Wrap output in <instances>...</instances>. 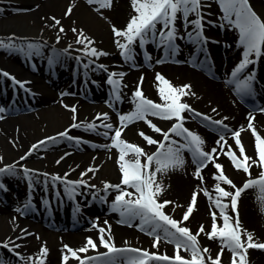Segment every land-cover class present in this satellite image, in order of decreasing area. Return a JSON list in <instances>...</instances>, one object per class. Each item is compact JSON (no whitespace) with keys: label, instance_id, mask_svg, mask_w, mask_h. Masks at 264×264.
<instances>
[{"label":"bare ground","instance_id":"obj_1","mask_svg":"<svg viewBox=\"0 0 264 264\" xmlns=\"http://www.w3.org/2000/svg\"><path fill=\"white\" fill-rule=\"evenodd\" d=\"M254 1V6L257 8L256 11L264 18V0ZM14 2V0H0L1 8L5 9L3 12H0V36L15 34L14 38L19 41H26L25 43L27 41H43L48 47L50 45L61 49L72 45L68 51L74 52L77 50L73 47L72 43H74L78 32H74L72 29H83L85 35H90L91 38H94L97 49H104L109 53L106 56H100L98 62L106 65L110 71L126 73L123 77L121 91V95L124 97L123 102H116V107L120 111L126 112L133 107L130 94L142 75L144 76L142 84L144 94L154 101L162 102L157 89L159 82L155 80V74L160 72L173 85L191 84V90L195 95L184 96L182 100L190 103L193 108L201 113H206L213 119L224 120V123L229 125L231 130L242 127L241 138L242 143L245 145L246 153L253 158H257L255 155V137L252 135L251 130L247 128L248 113L253 111V106L242 103L238 96L234 94L233 89L230 92L226 86L230 87V84L226 81L232 68L241 58L242 51L237 46L236 40L234 41L233 30L230 27L224 30L221 26L222 30L219 29L217 31L216 38H212L214 36L208 37L215 68L221 71L214 79H209L191 68L199 59L189 51V49L195 48V44L187 38L178 39L177 41L180 45V50L172 58L173 61H177L176 63L171 60L165 63H156V60L161 57V51L156 50L158 48L154 44L148 45L145 49V51L151 53L152 59L150 63L145 61V55L141 54L142 52L138 43L135 45V64L139 66L133 67L132 61H125L123 59L120 55V50L115 44V40L112 38L114 36L112 25H116L119 28L126 26L128 19L133 14L131 0H112L111 7H101L99 3L89 4L88 0H19L18 3ZM203 3L206 6L210 5V7L203 9L206 17L205 20L210 19L212 22H217L214 19L216 18V14L221 10L217 0H203ZM69 5H72L71 12L65 15ZM11 6L15 9L11 8L9 10ZM99 9H105L108 12L105 16L109 20L101 15ZM52 17L60 20L65 31L57 32L58 29L52 27L55 24L51 21ZM177 24L179 25V30L183 32L182 19L178 20ZM189 28H191V25H189ZM57 34L63 38L59 42L56 41ZM186 36L187 33H185ZM202 50L205 49L202 48ZM13 52L14 50L0 49V70L11 72L17 79L26 81V87L31 89L32 93L31 100L28 96L14 95L10 89H7L6 96L0 93V107H4L6 110L10 107L20 109L19 112L8 113L9 115L6 111L5 115L0 113L4 117L0 119V155L3 156V161L0 163L7 164L18 160L31 144L66 128L72 122V113L69 108L64 106L65 104H75L77 106L78 119L81 121L92 120L97 112H108L112 118V113L108 105L106 106L107 93L93 89L88 93L82 89L83 84L79 86L77 80H73L72 74L64 72V70L55 78H51L46 70L38 66L39 62H37V66H31L26 63L25 58H20V61L17 59V63L13 64V61L9 58ZM1 55H6V57L4 58ZM75 55L80 56V54ZM40 59L42 60L41 55H39L38 61ZM253 64H250L245 72L250 71ZM257 71V80L260 82L259 86L255 85V88L260 90L263 87L264 89V63L259 66ZM91 73L92 77L106 79L105 74L101 70H95ZM62 93L65 94L62 95ZM261 95H264V92ZM260 97L263 99L259 101L260 103L255 104L256 107H264V97ZM213 108L216 109L215 112L212 111ZM185 115H189V113L185 112ZM194 118L191 117L186 120V126L198 132L206 141L205 149L211 150L218 138L205 130L203 128L205 125L202 126ZM150 119L165 129L171 123V121L158 117H150ZM112 121L118 124V116L115 115ZM253 123L257 131L261 135H264V112L257 111ZM140 129L154 136L156 139L162 138L160 133L154 132L144 121H136L129 124L124 133H122V136L130 142L135 140V143L140 144L148 151H154L156 145H148L140 137L134 138L136 132ZM100 131H103V129L101 128ZM69 132L72 135L84 137L85 142L73 148V143H65L63 140L55 144L44 141V147L37 146L35 151L24 161H19V163L26 164L30 169H41L42 172L48 173L55 172L61 176L67 172L69 179L80 178L79 173L90 164L95 163L101 165V167L94 176L92 173H88L91 177L89 184H96L97 187L102 189V182L104 180L118 183L121 176L116 162L118 151L115 148L111 149V151L98 147L93 148L92 143L86 140L92 139L97 143H110V141L102 139L103 136L99 137L98 133H95L98 137H94L93 133L82 128H72L69 129ZM227 138L229 143L232 144L233 138L230 132L227 133ZM176 139H179V137ZM24 142H26V145ZM23 145L25 149L18 152L17 150L21 149ZM66 152L70 154L65 156ZM34 153H36L37 158L30 160ZM185 153H188V151L184 152L186 163L182 168L177 167L169 170L167 173L161 172L158 174L157 179L162 180L165 186V190L160 198L173 202L169 205L180 203L186 197L188 198L187 202H189L192 193L198 191L197 206L194 207L195 212L193 213L195 223L193 224H196V226L204 224L205 228L210 230L212 221L210 212L212 209L209 206L207 197L202 191H199L197 186L203 187L207 185L211 188V185L214 183L211 176L214 167L209 164L203 170L205 181L202 184L194 176L196 165L187 158ZM44 155H47L46 160L42 159ZM61 156L64 159L57 163L56 161ZM94 157L95 160L93 159ZM219 160L223 163L226 174L231 176L234 182H238L239 186L248 178L245 173H237L238 171H235V169L234 171L232 170L230 159L226 155H220ZM70 168L72 171H69ZM251 170V172L258 170V173L254 174L256 176L259 175L260 169L256 165H253ZM42 172L38 173V175L44 181ZM3 179L6 187H8V191L0 193V197L2 196L4 200L3 204L0 203V241L8 240L12 244H21L19 252L25 257L32 256L38 258L43 256L44 264H65L63 256L67 252V249L63 248L64 244L78 249L86 242V237H92L98 243L99 229L93 227L91 224L87 225L88 223L85 221L81 225L82 229L78 233L72 234L67 231L66 233L54 232L44 224L45 222L47 224L45 218L50 214V216L55 217L59 222H65L64 227L67 230L66 213L69 212V215L74 219H79L83 209L92 213L102 212V214H105L103 217H99V225L107 228L108 225L105 224V220L109 222L112 239L117 246H122L127 242L128 245L133 247L147 248L149 251H156L161 254L166 253L169 256L176 254L175 250H171L166 242L161 241L158 247H153L154 238L150 237L149 234L141 231L138 227L135 229L119 223V213L109 211L110 202L114 199V192L108 196L109 203L101 206L95 204L96 200H93L91 195H77L75 199H70L64 193L63 184L57 182V185L53 187L51 179H49L47 188L44 186V183H39V179H37L34 182V187L22 192L15 190V176L10 177L5 175ZM57 190L61 194L59 199L56 196ZM90 191H95V189H91ZM53 194H55L54 199L51 197ZM240 197L242 204L239 219L242 225L244 228L253 231L255 235L264 236V199L260 198L261 193L257 188L250 187ZM29 198L32 200V207L27 210H21L23 214L17 212L18 206L21 205L20 209H23L24 204ZM45 201H48V203L46 204ZM77 203L81 206L79 212L75 210ZM88 203L89 210L85 208ZM230 214L235 216V213ZM220 220L218 217V223ZM135 221L139 224V220ZM21 229L28 234L22 233ZM41 246H46L49 251L46 254H41ZM204 246L209 247L210 254L213 257L218 254L221 248V246H217L216 242H213V239L209 238L208 241H205L201 245L202 248ZM1 247L3 246L1 245ZM105 251L106 249L101 245L96 249L90 248L87 253H79V255L92 256L97 252ZM181 255L190 257V253L184 250H181ZM0 256L8 257L9 261L7 264L17 259L16 257L12 258V255L5 249H0ZM231 256L232 253L225 248L221 258L222 264H231ZM248 260L251 264H264V250L255 252L249 249ZM28 264H33V261H28ZM36 264H39L38 259L36 260ZM66 264H78V261L69 256Z\"/></svg>","mask_w":264,"mask_h":264},{"label":"snow or ice","instance_id":"obj_2","mask_svg":"<svg viewBox=\"0 0 264 264\" xmlns=\"http://www.w3.org/2000/svg\"><path fill=\"white\" fill-rule=\"evenodd\" d=\"M222 16L220 17L221 25L231 27L238 32L236 44L242 49L241 58L232 68L227 83L234 85L235 94L244 102L252 105L256 96V69L253 67L246 74L245 70L250 64L256 62L261 55H264V18L261 17L250 4V0H217ZM89 4L99 3L101 7H111L112 0H88ZM206 6L203 0H131V8L133 14L128 19L126 26L119 28L112 25L113 35L116 37L115 44L120 50V55L125 61H132L135 64L136 48L138 43L141 49H144L149 43L160 48L164 55L156 60V63H165L176 56L180 50L178 39L187 38L200 49L204 48L208 37L204 35L203 28L205 15L203 9ZM72 5L68 6L65 15L71 12ZM5 9L0 8V12ZM192 16L190 19L189 17ZM55 24L52 27H59V31H65L60 20L56 17L52 18ZM183 21L184 31L179 30L178 20ZM189 25H192L189 28ZM78 32L75 39L76 44H83L78 51L80 56L75 59L83 63L85 76H87L90 65L96 64V70L108 71L107 83L111 85V99L108 101L118 116V124L112 121L108 112H97L90 121H81L78 119V110L75 104H65L72 113L71 123L62 131L54 133L52 136H45L41 140H37L31 144L27 151L21 155L18 160L11 163H0V177L23 175L28 179V187H34V173H41V169H30L24 161L37 146L44 147V141L55 144L62 140L74 142L73 148L78 147L85 142L84 137L72 135L69 129L82 128L90 133H99L110 143H92L93 148H102L108 151L115 148L118 151L117 164L121 173L118 183L104 180L103 188L97 187L96 184H89L91 177L88 173L96 175L101 165L95 163L90 164L86 169L79 173L78 179H69L68 173L63 176L58 173L42 172L44 177V186L47 188L49 177L53 187L57 182L63 184L64 193L70 199H75L77 195H91L93 200H99L101 203H109L108 196L114 192V199L109 205L110 212H117L120 215L119 223L129 224L140 228L141 231L151 235L153 239V247H158L160 242L166 241L175 245L176 254L169 256L166 253L161 254L156 251H149L147 248H139L128 245L125 242L122 246H117L111 235V225L107 220L105 224L107 228L100 226L94 222L93 227L99 229L98 243L92 237H86V242L78 249L64 244L63 248L67 252L63 256V261L69 260V256L77 259L78 264H222V255L225 248L231 253V264H250L248 260V249L257 248L264 249V242L254 239V232L244 228L238 212V201L241 194L250 187H255L261 193V199H264V135L254 127L255 113L264 112V107L253 106V111L248 113L247 128L251 130L255 137V155L253 158L246 153L245 145L242 143L241 128L231 130L224 120L213 119L206 113H201L191 106L182 97L187 95H195L191 90L190 83L182 85H173L162 73L155 74L158 94L162 102L154 101L144 94L142 84L144 76L142 75L139 82L131 92V103L133 107L126 112L120 111L116 107V102H123L124 97L121 95L122 79L126 75L124 72L110 71L106 65L97 63L100 56H106L104 49H97L94 45V38L84 34L83 29H72ZM185 33L187 36L185 37ZM15 36V34H12ZM60 35H56V41L59 42ZM43 41H27L9 38L5 41L0 38V48H6L21 52L27 58L43 55V49L46 47ZM72 45L66 48L51 49V54L47 56V62L50 68L54 67L61 57L71 56L68 51ZM145 61L151 62V53L145 51ZM87 57V63L83 62V58ZM95 57L97 60H93ZM207 56L204 61H198L202 67H206ZM243 74V75H242ZM0 76L10 78L14 85H19L25 91H31L26 87V81L17 79L13 74L6 70H0ZM65 93H62L64 95ZM6 108L0 107V113H4ZM216 111L215 108L212 109ZM185 112L189 115H185ZM150 117H158L171 121L170 126L160 127L153 122ZM191 117L200 119V123L207 121V126L214 127L219 134L215 141V146L211 150L205 149V139L196 131L189 129L185 121ZM0 115V119H3ZM226 119V118H225ZM136 121H144L154 132L160 133V139L147 134L144 130H138V134L147 142L148 145H156L154 151H148L140 144L130 142L122 136L127 126ZM103 131H100V129ZM230 132L235 144L229 143L227 133ZM179 137V139H176ZM227 146V147H225ZM238 149V152L237 150ZM191 153L192 162L196 165L194 176L203 184L205 181L204 169L211 164L214 171L211 176L214 183L209 188L207 185L197 186L207 197L212 221L210 230H207L204 224H201L196 232H193L183 221L189 219L194 207L197 206L198 191H194L191 195L186 210L180 219L174 218L165 210V206L173 203L167 199H161V195L165 190L162 180H158L159 173H167L169 170L177 167H183L186 163L184 152ZM70 153H65L69 155ZM226 155L231 164L237 170H242L246 175L242 185L238 186L225 172L224 165L219 160L220 155ZM143 157V160H142ZM64 159L61 156L56 162ZM95 160V157L93 158ZM3 156L0 155V162ZM253 165H256L260 171L259 175L253 176L250 171ZM22 169V173L18 171ZM69 171H72L70 168ZM230 186V187H226ZM0 188H6V185L0 180ZM95 189V191H90ZM60 192L57 190L56 196L60 198ZM47 204L48 201H45ZM32 207V200L29 198L24 204L23 209L27 210ZM79 203L76 204L75 210L80 211ZM218 210V211H217ZM230 213H235V216ZM218 217L222 220V224L218 223ZM99 218H97L98 220ZM139 220V224L133 225V221ZM21 232L27 235L21 229ZM205 233L209 239H218L221 244L220 251L213 257L210 254L208 246L201 247L198 239L200 233ZM107 233V235H106ZM246 236V239L244 238ZM0 245L8 248L16 257H19L18 264H28L33 261L36 264H44L43 256L34 258L32 256L25 257L16 251L19 245L12 244L8 240L0 241ZM103 246L105 252H97L92 256H81L79 253H87L88 250L96 249ZM181 250L188 251L190 257L181 255ZM46 246H41L40 253L48 252ZM207 253V255H205ZM0 264H7V261L0 259Z\"/></svg>","mask_w":264,"mask_h":264},{"label":"rangeland","instance_id":"obj_3","mask_svg":"<svg viewBox=\"0 0 264 264\" xmlns=\"http://www.w3.org/2000/svg\"><path fill=\"white\" fill-rule=\"evenodd\" d=\"M260 1H262V0H260ZM250 2H253V4H254V0H250ZM100 10V13H101V15H103L104 16V18L105 19H108L105 15H107V11H105V9H99ZM222 16V11L220 10L219 11V13H217L216 14V18L214 19L215 21H217V22H210V24H208L207 25V32L210 34V33H216L217 34V30L219 29V27L220 26H222L221 25V21H220V17ZM43 17V16H42ZM53 18V17H52ZM51 18V21L53 22V23H55V21L53 20ZM190 19L192 18V16H190L189 17ZM109 20V19H108ZM58 30H57V32L59 31V27L57 26L56 27ZM231 28V27H230ZM232 30H233V37H234V41L236 40L237 41V39H238V32L236 31V30H234L233 28H231ZM87 36V35H86ZM61 37V36H60ZM77 37V36H76ZM88 37H90V35H88ZM216 36H214V38H215ZM0 38H3L5 41H7L9 38H13V37H11V36H7V35H4V36H0ZM114 40L116 39V37L115 36H113L112 37ZM61 39H63V38H61ZM74 46V48H76V50H78L79 48H82L84 45L83 44H76L75 42L74 43H72ZM94 45H95V43H94ZM95 47L97 48V46L95 45ZM0 49H6V48H0ZM46 49H48V47H45L44 49H43V57L45 58V55H46ZM79 52V51H78ZM11 55V54H10ZM2 57H6V55H1ZM22 56H24V54H22L21 52L19 53V52H13V54L11 55V57H9L10 58V60L11 61H13V64L14 63H17L16 62V60L18 59L19 61H20V58L22 57ZM100 58V57H99ZM92 59H97V58H95V57H93ZM264 61V59H262V61L261 62H263ZM260 62V63H261ZM41 66V65H40ZM42 66L43 67H45V64H44V61L42 62ZM191 68H193V70H195L197 73H200V74H202V75H205V73H203V72H199L198 70H197V68L195 67V66H193V67H191ZM69 71V70H68ZM211 73H215L216 75H218V74H220L221 73V71L220 70H218L217 68H215V64H214V69L211 71ZM207 78H209V79H212V77L210 78V76L209 75H205ZM227 86V88L230 90V92H231V88L228 86V85H226ZM58 91V90H57ZM5 96H6V94H5ZM20 110V109H17V108H15V107H11V108H9V110ZM112 112H115V111H112ZM5 113V112H4ZM3 113V114H4ZM117 113V112H116ZM5 115V114H4ZM115 117V115L114 114H112V119ZM194 118V117H193ZM197 122H198V120H197V118H194ZM199 124H200V122H198ZM202 124V123H201ZM203 125H205L206 127H204ZM203 128L205 129V130H207L208 132H210V133H212L213 134V132L215 131L214 130V127H209V126H207V123L205 122V123H203ZM141 138V139H143L139 134H138V131L136 132V134H135V137L134 138ZM90 140V139H89ZM88 140V141H89ZM91 141V140H90ZM106 141V140H105ZM132 142V141H131ZM133 142H135V140H133ZM232 142L234 143L235 141H234V139L232 140ZM232 143V144H233ZM24 144L26 145V142H24ZM25 146L23 145L22 146V148L20 149H18L17 151L18 152H21V151H23L25 148H24ZM237 150V152H238V149H236ZM17 152V153H18ZM36 153H34V155L31 157V159L30 160H33V159H36L37 158V156L35 155ZM46 156L47 155H44V157H42V159H44V160H46ZM186 157V156H185ZM231 162V161H230ZM230 167L232 168V170L234 171V169H235V167L230 163ZM235 171H238L237 173H240V172H243L242 170H237V169H235ZM250 171H252V170H250ZM51 173H55V172H51ZM244 173V172H243ZM254 173H258V170H256V171H254V172H252V174H253V176H256ZM10 177H14V176H10ZM16 178H17V181H16V183H15V186H17L19 183H20V177H19V175H16L15 176ZM35 177H39L38 175H36ZM230 178H231V176H229ZM40 178H42V177H39V182L40 183H42L43 182V180L42 179H40ZM0 179H2V181L4 182V180H3V178H0ZM49 179H51L50 177H49ZM232 179V178H231ZM233 180V179H232ZM5 183V182H4ZM236 183V182H235ZM238 183V182H237ZM236 183V184H237ZM21 184V183H20ZM237 185H239V184H237ZM226 187H230V186H227V185H225ZM251 190V189H250ZM254 191H255V189H254ZM244 193V192H243ZM241 196H242V194H241ZM188 201V198L186 197L184 200H182V202H180V203H175V204H171V205H166L165 206V210L169 213V214H171L174 218H177V219H180L181 217H182V214H183V212L186 210V205L189 203V202H187ZM241 201H242V199H241V197H240V199H239V203H238V212H240V210H241ZM195 212V208L193 209V212L190 214V217H189V219L188 220H186V221H183V224L184 225H186V226H188L193 232H196L197 230H198V228H199V226H196V224H193V223H195L194 222V217H193V213ZM102 214V212L101 213H98V214H95V215H93V216H99V217H102V216H100ZM99 217H97V218H99ZM83 219V217L81 216V220ZM100 219V218H99ZM99 219L97 220H95V222L97 223V221H99ZM134 223V222H133ZM219 223H221L222 224V220H220V222ZM125 226H127V227H129V225H125ZM132 227V226H131ZM249 231H251V230H249ZM253 232V231H252ZM149 236H151V235H149ZM152 237V236H151ZM245 239H246V236L244 237ZM198 239H199V241H200V244L202 245L205 241H208V237H207V235L205 234V233H200V235H199V237H198ZM254 239L255 240H258V241H261V242H264V236H257V235H255L254 234ZM163 241V240H162ZM164 242H166V241H164ZM213 242H216L217 243V246H221V244L219 243V240L218 239H213ZM167 243V245H169L170 246V248H171V250L173 249V250H175V252H176V249H175V245L174 244H172V243H169V242H166ZM20 246H21V244L19 245V249H18V247H17V249H16V251H20ZM249 250V249H248ZM250 250H253V251H255V252H261L262 250H264V249H257V248H250ZM36 251V250H35ZM186 252H188V251H186ZM251 264V263H250Z\"/></svg>","mask_w":264,"mask_h":264}]
</instances>
